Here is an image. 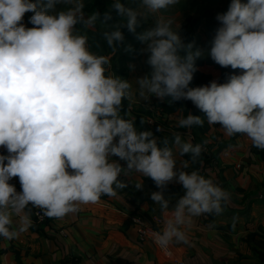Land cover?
Instances as JSON below:
<instances>
[{
    "label": "clouds",
    "instance_id": "9594fccd",
    "mask_svg": "<svg viewBox=\"0 0 264 264\" xmlns=\"http://www.w3.org/2000/svg\"><path fill=\"white\" fill-rule=\"evenodd\" d=\"M178 2L140 0L133 8L113 0L111 10L122 19L112 24L111 10L86 17L84 0H0V147L8 153L0 155V237L16 239L32 226L29 205L62 219L102 195L115 197L128 186L118 179L121 174L149 177L160 189L151 199L165 217L162 231L153 233L162 249L188 244L193 218L224 212L231 194L199 171H187L188 161L177 163V154H190L195 163L203 145L175 134L170 146L152 131H137L134 120L121 115L125 100L131 108L132 83L111 72L110 56L89 49L87 30L97 22L107 28L103 38L115 51L125 39L122 28L135 33L142 21L155 17V27L137 35L151 68L135 81L139 96L190 100L209 125H221L229 137L242 134L264 150V0H231L217 15L220 26L207 55L242 74L200 87L189 85L204 52L185 45L175 18L157 15ZM28 12L30 28L22 23ZM203 124L201 116L189 113L177 126ZM14 177L20 192L9 183ZM173 181L184 194L169 210L164 189ZM134 187L141 189L143 182Z\"/></svg>",
    "mask_w": 264,
    "mask_h": 264
},
{
    "label": "crops",
    "instance_id": "0c3cea01",
    "mask_svg": "<svg viewBox=\"0 0 264 264\" xmlns=\"http://www.w3.org/2000/svg\"><path fill=\"white\" fill-rule=\"evenodd\" d=\"M27 22L22 21L30 28ZM206 124L199 137L210 140L214 160L203 168L198 162L197 171L213 179L231 198L222 214L193 218L187 229L188 244L174 242L164 250L138 233L134 216L158 232L164 226V213L149 197V177L121 174L118 179L128 186L117 190L115 197L102 195L98 203L82 205L62 219L37 223L31 215L32 226L18 238L0 237V264H175V260L183 264H264V150L253 147L242 134L228 143L230 137L221 125H209L207 119ZM0 155H8L7 150L0 147ZM111 159L126 167L118 157ZM141 181L143 187L138 190L134 185ZM9 183L17 192L22 190L18 177Z\"/></svg>",
    "mask_w": 264,
    "mask_h": 264
},
{
    "label": "rangeland",
    "instance_id": "374dc122",
    "mask_svg": "<svg viewBox=\"0 0 264 264\" xmlns=\"http://www.w3.org/2000/svg\"><path fill=\"white\" fill-rule=\"evenodd\" d=\"M139 2L140 0H129L128 5L135 8L139 5ZM242 2L245 1L242 0ZM230 3L231 0H179L176 5L170 6L168 9L162 10L161 13L157 14L163 15L166 18L173 17L176 19L177 23L179 24L178 31L182 40L185 38V28H190L193 31L194 40L191 43L193 44V50L200 49L204 52V55L197 59L201 61V63L198 64L196 68L198 71H200V73L210 76V81L207 85H210V83L214 80L219 82V78L222 74L220 66L216 64L211 59V57L207 55V53L210 51L211 42L215 35V31L220 26L216 17L218 14L225 13L228 10ZM62 7L63 5L57 6L58 10ZM32 15L33 13L24 15L23 20H27V23H29L30 16ZM85 16L87 17L86 14ZM29 25L31 27L33 26L31 23H29ZM153 27H155V17H150L147 21H142L138 31L132 35L129 34L125 38L124 45L120 51H118L116 54H114V51H110L104 55L110 56L112 58L111 72L115 76L132 83V90L134 93H136L134 95L133 102L131 103V108L129 109V118L134 119L135 114H137L144 117L143 120L145 121L144 123L146 126L152 127L154 124H156L158 129L161 131L159 135H154V137H156L159 141H163V139L167 138L170 146L172 145L175 134H180L182 139L185 141H190L193 144H202L204 150L202 151L203 158L200 161L201 166L203 167L204 162H207L208 165L209 162H213L214 160V151L210 140L208 138H201L197 142H194L191 129L180 128L177 126L179 119L183 118L182 112L180 110L168 112L161 107V102L164 100L152 96L149 98V100L145 101L139 96L138 85H136L135 81L149 74L151 68L146 63L148 54L143 51V49L146 48V44L140 42L137 39V35ZM115 51H117V49ZM239 74H242V70L240 69L236 71L235 75ZM126 101L128 102L129 107V101ZM189 102L193 107L195 106L190 100ZM141 108H144L145 110L142 111ZM176 158L178 165L183 160L190 161V167L187 169V171L190 172L198 169L196 167L197 160L195 163L191 164L192 161L190 154L183 157L177 154ZM147 186L150 190L149 183ZM169 187V193H165V198L169 199L170 201H175L184 194L182 185L175 181L174 183H169ZM149 197L151 198V194H149ZM173 203L176 204V202ZM155 211H157V209H155Z\"/></svg>",
    "mask_w": 264,
    "mask_h": 264
},
{
    "label": "trees",
    "instance_id": "16d2710c",
    "mask_svg": "<svg viewBox=\"0 0 264 264\" xmlns=\"http://www.w3.org/2000/svg\"><path fill=\"white\" fill-rule=\"evenodd\" d=\"M128 1L129 0H121V3L125 4V6L127 7H130V5H128ZM85 3V8H84V13L88 16L90 14H92L93 12H98L100 13L101 16H103V14L106 12V11H109L111 10V5L113 3V0H85L84 1ZM32 12H28V13H25L26 14H30ZM111 15L113 17V21L110 22L112 24L118 22L119 20H121L122 18L119 17L117 15V13L114 11V10H111ZM104 25H101L99 22H97L96 26L94 29H90V30H87V35H88V44H89V48L92 52H94L95 54L97 55H104L105 53L107 52H110V51H114L113 49H110L106 43V41L104 40L103 38V32L105 30H107V28L104 26ZM79 27V26H77ZM80 28V27H79ZM138 28L136 29V32L138 31ZM121 31L123 32L124 34V37L126 38L129 34L132 35L133 33L132 32H129L127 30L126 27L122 28ZM184 34H185V38L183 40V42L185 43V45L189 44V43H192L193 42V31L189 28H185L184 29ZM124 42H125V39L123 41L122 44H119L116 46V49L117 51H114V54H116L118 51H120V49L123 47L124 45ZM116 56V55H115ZM201 61L199 60H196V66L198 64H200ZM220 69H221V76L219 78V82L218 83H224L226 82L227 78L230 76V75H233L236 73V71L238 69H235L233 70L230 66L227 67V68H224V67H221L220 66ZM210 81V76L209 75H205L204 73H200V71H196L194 73V78L192 80V82L190 83V87H200V86H205L209 83ZM170 98H165L163 102H161V107L168 111V112H172V111H175V110H180L182 112V116L183 118H186L190 112V114L192 115H197V116H201L202 119H204V124L202 127H197V126H193L191 128V132H192V137L194 138V142H197L198 140H200L201 138L199 137V134L201 133H204V131H206V127H207V124H206V118L204 117V113L201 112L196 106H192L189 102V100H180V101H176V102H173V103H169ZM142 111H144L145 109L141 108ZM121 111H122V116L125 118V119H130L129 116H128V113H129V107H128V102L125 100L123 102V105H122V108H121ZM144 119L143 116L141 115H137L135 114V117L134 119H131V120H134V126L136 127V129L138 131H152L153 135H159L160 131L161 130H157L158 127L156 124H154L152 127H148L146 126L145 123H141V120ZM196 130V131H195ZM237 135V134H236ZM236 135L234 136H231L230 137V141L229 142H232V140L234 139V137H236ZM203 158V155L201 153L200 157L197 159V163H196V167L198 168V162H200V160ZM207 165V162H204L203 163V166L205 167ZM203 168V167H202ZM148 183L150 185V191L151 192H156V191H160V189L155 185L154 181L151 179V178H148ZM171 186V185H170ZM169 184L167 185V187L164 189V194L165 193H169ZM150 192V194H151ZM177 199L175 201H170V204H169V207L172 206V203L173 202H176ZM175 204V203H173Z\"/></svg>",
    "mask_w": 264,
    "mask_h": 264
},
{
    "label": "built area",
    "instance_id": "2783aa9c",
    "mask_svg": "<svg viewBox=\"0 0 264 264\" xmlns=\"http://www.w3.org/2000/svg\"><path fill=\"white\" fill-rule=\"evenodd\" d=\"M29 206L31 209V215H32V219L34 220V222L42 223V222H46L48 219H50L43 214V211L41 209L32 207L31 205H29ZM137 220H139V223L136 222ZM132 222L135 225L138 233L141 236H143V237L147 236V237L153 239V233L156 231L153 230L152 228H150V226L144 221V219H142L139 216H134L132 218ZM175 264H183V262L175 260Z\"/></svg>",
    "mask_w": 264,
    "mask_h": 264
}]
</instances>
